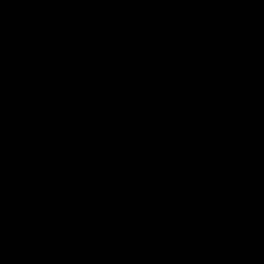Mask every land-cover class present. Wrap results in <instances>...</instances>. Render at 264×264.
Here are the masks:
<instances>
[{"label": "water", "instance_id": "obj_1", "mask_svg": "<svg viewBox=\"0 0 264 264\" xmlns=\"http://www.w3.org/2000/svg\"><path fill=\"white\" fill-rule=\"evenodd\" d=\"M0 264H264V0H0Z\"/></svg>", "mask_w": 264, "mask_h": 264}]
</instances>
